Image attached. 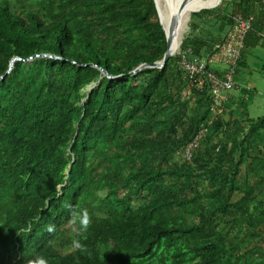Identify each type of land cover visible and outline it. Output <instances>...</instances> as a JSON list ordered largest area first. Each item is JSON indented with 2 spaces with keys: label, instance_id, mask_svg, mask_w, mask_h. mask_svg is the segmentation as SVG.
<instances>
[{
  "label": "trees",
  "instance_id": "trees-1",
  "mask_svg": "<svg viewBox=\"0 0 264 264\" xmlns=\"http://www.w3.org/2000/svg\"><path fill=\"white\" fill-rule=\"evenodd\" d=\"M237 14L245 65L264 0L192 12L179 53L128 74L166 50L153 0H0V264H264V112L181 66L223 79L209 58Z\"/></svg>",
  "mask_w": 264,
  "mask_h": 264
},
{
  "label": "built area",
  "instance_id": "built-area-1",
  "mask_svg": "<svg viewBox=\"0 0 264 264\" xmlns=\"http://www.w3.org/2000/svg\"><path fill=\"white\" fill-rule=\"evenodd\" d=\"M252 18V15L234 16V20L236 21L235 24L237 25H234L233 30L229 34L226 42L220 46L216 54H212V57L216 58L218 55H220V57L227 60L228 62H233L239 56L242 38L247 30L251 27ZM181 64L187 70L190 84H193L196 88H200L205 80H207L213 98L218 101L225 98L223 91L232 86V79L230 76L232 69H229V71L226 73L224 80H220L214 72L206 71L204 69L205 62L201 59L193 58L191 60H187L182 56ZM202 135L203 130L200 129L197 132V135L187 144L184 153L186 157L189 156L190 149L198 144Z\"/></svg>",
  "mask_w": 264,
  "mask_h": 264
},
{
  "label": "bare ground",
  "instance_id": "bare-ground-1",
  "mask_svg": "<svg viewBox=\"0 0 264 264\" xmlns=\"http://www.w3.org/2000/svg\"><path fill=\"white\" fill-rule=\"evenodd\" d=\"M213 1L214 0H185L184 5L182 7H180L179 6L180 0H157L159 13L161 15V20L163 22V26L165 27L166 30L168 29L169 25L172 28L171 29V31H172L171 32V43H170V46L172 48L176 47L180 41L182 42V40L180 39V32H181L183 26L185 25V22H186L187 18L189 17V13L191 12V10L192 9H198V8L204 9L207 6L211 5L213 3ZM200 9H198V10H200ZM198 10H196V11H198ZM237 15H239V14H237ZM237 15H234V16H237ZM234 16L232 18V20H233L232 25L227 30V32L225 33L223 39L221 41H218L217 43H215L214 46H215L216 50L213 52V54L214 53L216 54L218 52L220 46L226 42L229 34L232 32L234 25H237V24H235L236 21L234 20ZM240 16H244V15H240ZM253 21H254V17L252 18L251 27L247 30V32L250 31V29L252 28ZM247 32L244 34V36L242 38V45L240 46V49H239L240 50L239 56L233 62H228L227 60L220 57V55H218L216 58L215 57L213 58L211 55L209 58V63H212V62H214V63H221L222 62L223 63L224 62L226 64V67L224 69L225 70L224 78L222 79L219 77V75L216 74L220 80H224L226 73L229 71V69H232V71L230 73V76L232 79V86L223 91V95L225 96V98H223L224 100L227 98L226 91H228L229 89L237 88L239 86L238 84L233 83V73L235 70L234 68H236L235 62L237 59L240 58L241 49L244 46V38H245V35L247 34ZM181 42H180V44H181ZM180 44H179V47H180ZM179 47L177 48V50L179 49ZM177 53H179V51ZM193 58L201 59L205 63H207V60L204 57H199L197 55H193V56H191V58L187 57V60H191ZM181 66L187 72V70L183 67L182 64H181ZM187 78H188V73H187ZM64 214H66V213H64Z\"/></svg>",
  "mask_w": 264,
  "mask_h": 264
},
{
  "label": "rangeland",
  "instance_id": "rangeland-1",
  "mask_svg": "<svg viewBox=\"0 0 264 264\" xmlns=\"http://www.w3.org/2000/svg\"><path fill=\"white\" fill-rule=\"evenodd\" d=\"M221 1V0H220ZM219 1V3H220ZM218 3V4H219ZM217 4V5H218ZM216 6V5H215ZM213 6V7H215ZM212 8V7H208ZM199 9V8H198ZM206 9V8H204ZM191 10L189 13V17L187 18L185 25L183 26L180 32V39L187 35L190 27V19L191 13L197 12ZM201 10V9H200ZM199 11V10H198ZM180 49V47H179ZM176 50L175 54L179 51ZM264 59V47L258 42L256 46L252 47L249 52H247L246 56V64L245 65H237L235 71L233 73L234 82L239 86L248 85L253 88V93L250 96V100L247 101V109L249 111L250 116L253 118L263 114L264 112V71L260 70V65L262 64V60ZM213 65H219L221 68H225L226 64L223 62L221 63H214ZM235 89H229L228 93H237L234 91ZM69 235L73 238L76 234L74 230L69 231Z\"/></svg>",
  "mask_w": 264,
  "mask_h": 264
},
{
  "label": "water",
  "instance_id": "water-1",
  "mask_svg": "<svg viewBox=\"0 0 264 264\" xmlns=\"http://www.w3.org/2000/svg\"><path fill=\"white\" fill-rule=\"evenodd\" d=\"M154 1V5H155V9L157 11V15H158V18H159V21H160V24L162 26V29L164 31V34H165V38H166V50L164 51L163 53V56L162 58L158 59V60H155L151 63H148V62H142V63H139L137 66H135L133 69H131L128 74H134L136 73L137 71H139L140 69L144 68V67H162L167 59L169 58V56L173 55L175 53V51L177 50V48L179 47V44L180 42L177 44L176 47H171L170 46V43H171V26L169 25L168 29L166 30L165 27L163 26V22L161 20V15L159 13V8H158V4H157V0H153ZM220 0H218L215 4H213L212 6H209V7H213L215 6L216 4L219 3ZM185 3V0H180V4L179 6L182 7ZM208 8V7H206ZM34 56H51V57H59L57 55H52V54H48V53H40V54H35ZM18 57H13L10 62H9V67L7 69V71H9V69H11V67L13 66V63H14V60L17 59ZM29 58H32V57H29ZM102 74L108 76L109 78H116V77H119L121 76L122 74H119V75H110L105 69L99 67ZM0 78H2V76H0ZM95 83H93L94 85ZM92 86L88 87V90L91 89Z\"/></svg>",
  "mask_w": 264,
  "mask_h": 264
},
{
  "label": "clouds",
  "instance_id": "clouds-1",
  "mask_svg": "<svg viewBox=\"0 0 264 264\" xmlns=\"http://www.w3.org/2000/svg\"><path fill=\"white\" fill-rule=\"evenodd\" d=\"M36 264H47V261L43 257H38L36 259Z\"/></svg>",
  "mask_w": 264,
  "mask_h": 264
}]
</instances>
